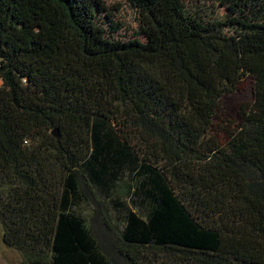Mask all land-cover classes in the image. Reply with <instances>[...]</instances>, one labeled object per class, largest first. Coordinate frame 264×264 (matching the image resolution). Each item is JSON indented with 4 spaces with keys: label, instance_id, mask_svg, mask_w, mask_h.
<instances>
[{
    "label": "trees",
    "instance_id": "16d2710c",
    "mask_svg": "<svg viewBox=\"0 0 264 264\" xmlns=\"http://www.w3.org/2000/svg\"><path fill=\"white\" fill-rule=\"evenodd\" d=\"M124 1L130 40L103 0H0L4 243L22 264H264V0Z\"/></svg>",
    "mask_w": 264,
    "mask_h": 264
},
{
    "label": "rangeland",
    "instance_id": "374dc122",
    "mask_svg": "<svg viewBox=\"0 0 264 264\" xmlns=\"http://www.w3.org/2000/svg\"><path fill=\"white\" fill-rule=\"evenodd\" d=\"M107 8V15L113 16V21L116 25H119L116 36L125 40H130L136 37L139 31V13L129 3L124 0H103ZM203 1V0H201ZM212 9L208 8V12ZM217 12L223 13V9ZM104 16H101V22L106 23ZM109 25V23L107 24ZM252 102L251 87L248 83H245L241 90L236 95L230 96L223 104V112L221 120H216L214 125L213 134L221 141L225 142V129L230 122H236L237 114L240 110V106L243 104H250ZM91 210L88 209L87 213ZM103 214V209H100ZM103 217V216H102ZM102 220V218H100ZM91 223V222H90ZM94 226V225H93ZM101 231V228H100ZM4 231L0 223V264H22L20 254L8 247L4 243Z\"/></svg>",
    "mask_w": 264,
    "mask_h": 264
},
{
    "label": "clouds",
    "instance_id": "9594fccd",
    "mask_svg": "<svg viewBox=\"0 0 264 264\" xmlns=\"http://www.w3.org/2000/svg\"><path fill=\"white\" fill-rule=\"evenodd\" d=\"M24 143H25V144H27V143H28V141H27V140H25V141H24Z\"/></svg>",
    "mask_w": 264,
    "mask_h": 264
}]
</instances>
